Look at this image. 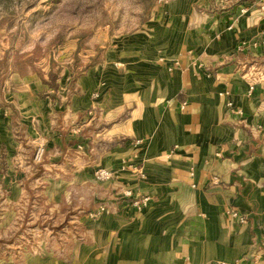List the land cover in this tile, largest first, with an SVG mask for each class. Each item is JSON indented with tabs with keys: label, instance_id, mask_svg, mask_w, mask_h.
Listing matches in <instances>:
<instances>
[{
	"label": "crops",
	"instance_id": "crops-1",
	"mask_svg": "<svg viewBox=\"0 0 264 264\" xmlns=\"http://www.w3.org/2000/svg\"><path fill=\"white\" fill-rule=\"evenodd\" d=\"M263 4L171 0L74 81L68 118L83 125L84 154L98 147L113 173L100 193L108 210L87 222L68 260L46 254L33 264H264ZM25 103L31 126L38 102ZM10 127L1 117L5 184Z\"/></svg>",
	"mask_w": 264,
	"mask_h": 264
},
{
	"label": "rangeland",
	"instance_id": "rangeland-1",
	"mask_svg": "<svg viewBox=\"0 0 264 264\" xmlns=\"http://www.w3.org/2000/svg\"><path fill=\"white\" fill-rule=\"evenodd\" d=\"M170 1L0 0V120L14 139L9 179L0 181V264L23 257L33 264L46 254L68 260L87 222L100 217L94 213L110 181L96 178L107 169L99 164L101 150L92 147L88 158L83 125L68 118L74 81L149 28ZM31 101L38 115L29 126L21 103ZM56 140L62 148L49 146Z\"/></svg>",
	"mask_w": 264,
	"mask_h": 264
},
{
	"label": "built area",
	"instance_id": "built-area-1",
	"mask_svg": "<svg viewBox=\"0 0 264 264\" xmlns=\"http://www.w3.org/2000/svg\"><path fill=\"white\" fill-rule=\"evenodd\" d=\"M264 10V4L261 7ZM95 96H97V94H95ZM231 105V104H230ZM240 111V110H239ZM96 178L98 180H102V181H111L113 178V173L111 170L108 169H100L96 172ZM149 198H144L142 200H134L133 205L137 208H141L142 206H145L148 203ZM108 207L107 206H101L97 212H95L94 216L98 217L99 215H101L103 212L107 211ZM228 213L232 216V217H236L240 220V222L244 223L245 222V218L240 216L236 211H234L233 209H229ZM255 260H257V258L255 257ZM218 264H227L224 262H220Z\"/></svg>",
	"mask_w": 264,
	"mask_h": 264
}]
</instances>
